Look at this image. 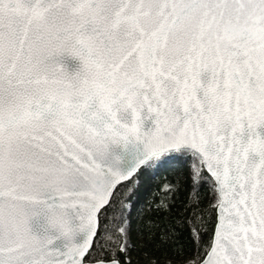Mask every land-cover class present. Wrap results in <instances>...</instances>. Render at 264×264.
<instances>
[{
  "label": "snow or ice",
  "instance_id": "obj_1",
  "mask_svg": "<svg viewBox=\"0 0 264 264\" xmlns=\"http://www.w3.org/2000/svg\"><path fill=\"white\" fill-rule=\"evenodd\" d=\"M177 155L190 247L123 183ZM0 264H264V0H0Z\"/></svg>",
  "mask_w": 264,
  "mask_h": 264
},
{
  "label": "trees",
  "instance_id": "obj_2",
  "mask_svg": "<svg viewBox=\"0 0 264 264\" xmlns=\"http://www.w3.org/2000/svg\"><path fill=\"white\" fill-rule=\"evenodd\" d=\"M192 166L190 158L177 155L164 161L158 167L154 166L135 175L131 179L130 185L128 181L123 182L129 186L130 190L135 189V194L132 196L128 207L131 208L134 204L131 219L132 229L136 236L142 237L150 230L154 231L156 226H159L161 229L167 228L175 231V235L178 237V246L190 247L189 229L200 227L203 241L207 242L210 239L214 226L213 213L209 211L205 214L204 220L207 223L201 224L198 221L194 224L191 221L190 214L183 210L190 195L203 201L205 207L212 199L209 184H198L195 191H190ZM166 185L172 188L176 196L171 212L166 209L163 211L157 209L160 201L166 199L164 195L167 191ZM167 199L171 200V195ZM124 214L127 215V212ZM132 255L136 259L139 254L134 252Z\"/></svg>",
  "mask_w": 264,
  "mask_h": 264
},
{
  "label": "water",
  "instance_id": "obj_3",
  "mask_svg": "<svg viewBox=\"0 0 264 264\" xmlns=\"http://www.w3.org/2000/svg\"><path fill=\"white\" fill-rule=\"evenodd\" d=\"M65 63L66 65L68 66V68L70 70H75L78 66H79V62L73 58H70V57H65ZM136 174L133 175V177L135 176ZM133 177H131L130 179H132ZM127 180L123 181V182H126Z\"/></svg>",
  "mask_w": 264,
  "mask_h": 264
},
{
  "label": "rangeland",
  "instance_id": "obj_4",
  "mask_svg": "<svg viewBox=\"0 0 264 264\" xmlns=\"http://www.w3.org/2000/svg\"><path fill=\"white\" fill-rule=\"evenodd\" d=\"M192 165H193V162H192ZM197 168H199V165H197Z\"/></svg>",
  "mask_w": 264,
  "mask_h": 264
}]
</instances>
